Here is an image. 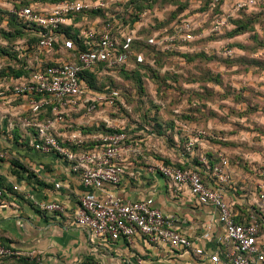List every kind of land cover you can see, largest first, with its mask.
<instances>
[{"label": "built area", "instance_id": "obj_1", "mask_svg": "<svg viewBox=\"0 0 264 264\" xmlns=\"http://www.w3.org/2000/svg\"><path fill=\"white\" fill-rule=\"evenodd\" d=\"M111 4L113 0H36L33 4L13 10L21 19L39 26L42 37L36 50L30 53L34 58V61H30L33 67L31 75L0 84V128L6 122L3 131L9 138H15L16 131H19L21 146L41 153H54L80 175L85 190L75 221L91 235L123 239L131 244L138 237H146L150 242L165 244L172 249H194L193 241L177 227L176 215L164 213L155 206L153 198L132 201L105 192L106 185L118 186L121 183L128 151H138L139 144L138 147L128 145L129 136L125 127L104 119L110 132L85 134L83 126L72 119L74 115H79V122H84L86 116L94 111L99 112V108H113L112 112L118 113V104L126 106L121 89L110 86L103 91L94 89L85 78L86 71L93 72L98 78L111 76L119 79L123 70L133 72L138 69L144 73L146 67L156 68L155 58L148 57L144 51L136 48V41H142L143 38L141 30L149 26L143 18L126 22L124 15L116 12L109 14L106 20L97 18L93 22L76 24L80 28V42L67 36L62 29L63 25L73 24V14L107 9ZM226 4V8L222 7V13L216 14L212 21L213 33H221L229 26L230 19L237 18L241 12L259 11L264 0H226ZM213 6L216 4L213 3ZM194 29L190 21H175L168 27L154 30L145 42L164 53L183 50L188 43L196 40ZM59 43L64 49H82L77 53L69 52V57L59 55L62 52L56 49ZM20 98L23 101L18 104ZM126 107L130 110V107ZM48 112L50 116H46ZM179 125L187 132L185 148L180 149L183 157L199 155L202 168L216 180L217 185L208 184L200 169L180 167L175 163L150 165L149 172L160 173L177 188L189 185L200 203L217 209L225 229V240L233 246L227 264H264V241L261 239L264 167H252V171L260 178L256 194L259 212L253 214L246 223L238 222L235 209L225 195L224 185L232 179L228 153L218 150L219 162L212 164L208 155L210 140L205 138H217L216 134L196 125L181 122ZM88 140L100 144L92 149H81ZM195 148H199L198 153ZM11 157L8 148L0 147V162ZM56 186L60 187L61 184L58 182ZM13 189L18 191L20 186L14 185ZM5 191L0 186V203ZM34 204L44 212H65V206L58 201L38 200ZM194 251L203 253L200 248ZM41 254L0 244V264L8 257L45 264ZM211 259L219 261L217 255H211Z\"/></svg>", "mask_w": 264, "mask_h": 264}, {"label": "rangeland", "instance_id": "obj_2", "mask_svg": "<svg viewBox=\"0 0 264 264\" xmlns=\"http://www.w3.org/2000/svg\"><path fill=\"white\" fill-rule=\"evenodd\" d=\"M21 1L0 0V44L15 43L14 38L5 35L18 28L11 23L10 13L25 5ZM226 5V0H113V7L127 22L139 18L148 21L150 27L145 30L146 34L186 20L194 24L197 38L183 50L159 54L157 68L144 71L143 78L126 73L119 79L102 80L110 83L111 88L121 89L130 110L118 104V113L112 112L113 108H99V112L86 116L84 122H79V115H74L73 121L86 128L101 127L99 133H104L107 130L104 119H110L125 127L128 145L144 144L147 138L155 144L152 157L163 159L169 152L177 159H185L187 156L183 157L180 149L187 142V132L177 122L173 127L170 122L173 117L177 118L176 114L184 113V119L178 122L197 124L216 134L217 138H205L210 140V146L218 143L217 139L228 140L231 169L245 166L243 152L254 149L259 153L264 143V7L230 19L229 26L221 33L211 32L215 15L222 13ZM153 52L149 47L147 55ZM11 60L0 56V67L7 63L18 66L16 59ZM198 100L196 119L188 121L190 113L197 110L193 102ZM17 101L19 104L23 99ZM6 124L0 129H6ZM89 142L95 143L88 140L85 144ZM195 150L199 152V148ZM247 153L255 155L252 150ZM18 156L12 153L9 160H17ZM209 176L203 175V178L207 180Z\"/></svg>", "mask_w": 264, "mask_h": 264}, {"label": "crops", "instance_id": "obj_3", "mask_svg": "<svg viewBox=\"0 0 264 264\" xmlns=\"http://www.w3.org/2000/svg\"><path fill=\"white\" fill-rule=\"evenodd\" d=\"M145 139L144 144L137 146L136 153L128 151L126 154V171L121 183L106 185L104 190L132 201L153 198L155 206L164 213L176 215L177 227L193 241L194 249L203 250L202 254L194 249H172L165 244L150 242L146 237H138L131 244L123 239L91 235L75 221L85 190L80 175L56 154L21 146L1 129L0 147L19 156L17 160L0 162V180L9 187L0 203V237L10 239L11 245L17 248L42 253L45 264H227L233 246L225 240V229L217 209L200 203L189 185L177 188L160 173L148 170L150 165L167 159L184 167L200 169L206 176L199 155L177 159L175 154L168 152L163 159L152 157L151 149L155 144ZM208 149L212 153L222 149L231 154L228 147L220 143ZM250 150L255 155H249ZM257 152L254 149L243 152L245 166L231 169V182L224 185L226 198L235 209L236 220L241 223L248 222L259 212L256 194L260 178L252 167H264V156L263 149ZM13 161L24 164L30 172L18 176L13 171ZM58 182L60 187L56 186ZM207 183L217 185L211 177ZM14 185H19L20 190H14ZM38 200L61 202L65 212L41 211L34 204ZM261 239L264 241V221ZM211 255H217L219 261H213Z\"/></svg>", "mask_w": 264, "mask_h": 264}, {"label": "trees", "instance_id": "obj_4", "mask_svg": "<svg viewBox=\"0 0 264 264\" xmlns=\"http://www.w3.org/2000/svg\"><path fill=\"white\" fill-rule=\"evenodd\" d=\"M36 0H22L20 3H25V5H29V4H33ZM57 1V0H56ZM108 1H112V0H108ZM264 7V5L261 6V8ZM260 8V9H261ZM260 11V10H259ZM118 12L117 10H115V8L113 7V4H111V6L107 9H100V10H89V11H85V12H79V13H75L73 14L71 17H73V24L72 25H63L62 29L64 30V32L67 34V36L74 38V40L76 42H80V39L78 37V34L80 32V28L75 26L76 24H85L87 21H91L93 22L95 19L97 18H101L106 20L109 16V14H113ZM258 12V11H257ZM243 13V12H241ZM247 13V12H244ZM254 13V12H253ZM10 18H11V23L17 25L18 28L14 29V32H9L7 33L5 36H7V38H14L15 39V43L10 45L7 42H4L2 44H0V56L9 59L10 61H12L11 59H16L15 61L18 63V66L13 63H7L3 66L0 67V84L4 81L10 82L18 77H22V76H29L31 75V73L33 72V67L31 66L30 61H34V58L32 56H30V53L33 52L34 50H36V46L38 41L40 40V38L42 37L41 35V28L39 26H37L36 24L33 23H28L27 21L21 19L20 17H18V15H16L15 13H10ZM127 22V20H125ZM136 20L130 21V22H134ZM170 24L165 25V26H161L159 28L162 27H168L170 26ZM150 26L148 27H144L141 30V35H142V41L138 40L136 41V48H138V50H142L145 52V54L147 55V50L150 48H152L154 50L152 55H147L150 58H155L156 60V68H157V56L159 54H167L164 53L162 51H158L156 50L154 47L148 45L145 40L152 34V32L154 30H157L159 28H156L154 30H152L151 33L146 34L145 30L148 29ZM57 51H62L59 52V55H65L69 57V52L71 53H77L79 50H81L82 48H79L78 50H68V49H64V47L62 48V44L59 43L56 46ZM156 68H151V67H146V70L150 71L153 70L155 71ZM132 74V75H138L140 78L144 77V73L139 71L138 69L133 71V72H128L123 70L122 74ZM85 78L86 80L90 83V86L93 87L96 90L99 91H103L107 86H110V83H103L102 80L105 78H110V79H114L111 76H102L101 78H98L93 72L91 71H86L85 73ZM111 87V86H110ZM193 106H197L195 108H197V110L195 109V111H193V113H190V116L188 117V121L192 120V118L196 119L195 116H197V112L200 108V101H194L193 102ZM50 113V112H49ZM184 114V113H183ZM183 114H176V117H173L174 119H172L171 122V126H174V122H177V124L179 125L178 119H184L183 118ZM51 115V114H50ZM169 122V123H170ZM197 125V124H196ZM106 127L107 130H105L104 133L110 132L111 130L107 127V125H104ZM180 126V125H179ZM82 131L85 134H94V133H99L102 132L101 127H94V128H86V127H82ZM18 136L19 135V131H16V135H15V142L19 144L18 141ZM95 143H87L84 145V147H82L81 149H92L94 147H96L97 145H99L100 143L92 140ZM220 144L223 145H227L228 144V140H223V139H217L215 140ZM185 148V145L183 147V149ZM212 150H210L209 153V157L211 160L212 164L218 163L219 162V158H218V154L217 151H214V153H216V155L214 153L211 152ZM231 161V160H230ZM164 162L166 164H171L172 162H170L169 160L165 159ZM177 166L180 167H184L182 164H180L179 162L175 163ZM13 165L15 166V169L13 170L15 174H17L18 176H22L25 171L30 172L29 169L22 163H20L19 161H13ZM5 184L0 180V186L4 187L6 189V192L9 190V187H5ZM12 241L8 238H4V237H0V244L1 245H5V246H12L11 245ZM15 247V246H14ZM5 264H35V263H30L28 261H26L25 258H17V257H8V258H4L3 259Z\"/></svg>", "mask_w": 264, "mask_h": 264}]
</instances>
